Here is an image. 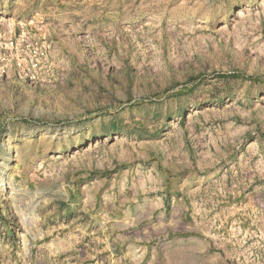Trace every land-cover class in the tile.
I'll list each match as a JSON object with an SVG mask.
<instances>
[{
  "label": "rangeland",
  "instance_id": "rangeland-1",
  "mask_svg": "<svg viewBox=\"0 0 264 264\" xmlns=\"http://www.w3.org/2000/svg\"><path fill=\"white\" fill-rule=\"evenodd\" d=\"M0 264H264V0H0Z\"/></svg>",
  "mask_w": 264,
  "mask_h": 264
},
{
  "label": "crops",
  "instance_id": "crops-1",
  "mask_svg": "<svg viewBox=\"0 0 264 264\" xmlns=\"http://www.w3.org/2000/svg\"><path fill=\"white\" fill-rule=\"evenodd\" d=\"M54 250H55V249H54ZM54 250H53V248H52V250H50L49 252H53Z\"/></svg>",
  "mask_w": 264,
  "mask_h": 264
}]
</instances>
